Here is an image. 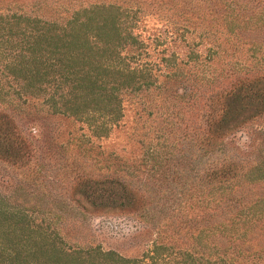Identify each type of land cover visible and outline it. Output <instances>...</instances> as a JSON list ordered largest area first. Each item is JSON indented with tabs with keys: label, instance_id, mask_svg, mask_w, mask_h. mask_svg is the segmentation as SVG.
Instances as JSON below:
<instances>
[{
	"label": "trees",
	"instance_id": "trees-1",
	"mask_svg": "<svg viewBox=\"0 0 264 264\" xmlns=\"http://www.w3.org/2000/svg\"><path fill=\"white\" fill-rule=\"evenodd\" d=\"M142 1L0 0V264H264V0H156L182 31L198 28L197 45L179 38L206 52L163 57L188 100L233 75L208 92L187 144L148 142L126 162L78 136L53 169L40 162L26 99L104 137L123 94L159 87L136 31ZM89 211L119 212L154 238L134 257L79 245Z\"/></svg>",
	"mask_w": 264,
	"mask_h": 264
},
{
	"label": "rangeland",
	"instance_id": "rangeland-1",
	"mask_svg": "<svg viewBox=\"0 0 264 264\" xmlns=\"http://www.w3.org/2000/svg\"><path fill=\"white\" fill-rule=\"evenodd\" d=\"M139 5L140 20L136 31L146 45V58L156 64L159 87L154 93L141 91L123 94L122 116L104 137L90 136L83 123L71 117L47 113L37 99H26L24 110L28 112L21 119L26 121V129H35L34 134L38 137L35 142L40 144L37 148L39 159L46 167L53 169L52 167L57 166L60 149L68 140H74L78 136H88L94 151L112 153L126 162H137L141 158L143 144L148 142L162 152L176 151L181 145L187 144L193 132H200L208 92L228 85L233 80V75L227 73L219 81L203 85L195 101L188 100L187 87L166 77V73H171L174 69L165 66L163 57L174 53L175 63L185 62L190 48H197L202 57L206 53L202 46L190 44L188 48L189 45L179 38V34L186 35L189 32L191 35L187 39L196 43L198 28L194 27L192 32V26H187L188 30L182 31L181 22L173 15L174 11L168 10L164 17V9L157 5L156 0H143ZM201 7L204 8L205 5L201 4ZM214 66L216 68L213 72H216L219 66ZM258 126L259 123H254L252 129ZM59 173L60 171L57 180H60ZM63 175L61 176L64 178ZM15 176H19V172L16 171ZM83 223L86 225V234L79 245L98 244L102 249H113L127 257L138 256L149 247L154 238L155 230L140 228L132 218L116 211H89L84 215Z\"/></svg>",
	"mask_w": 264,
	"mask_h": 264
}]
</instances>
